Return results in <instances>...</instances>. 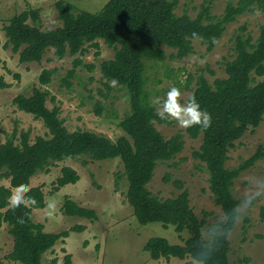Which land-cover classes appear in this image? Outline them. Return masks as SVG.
Masks as SVG:
<instances>
[{
    "label": "trees",
    "instance_id": "16d2710c",
    "mask_svg": "<svg viewBox=\"0 0 264 264\" xmlns=\"http://www.w3.org/2000/svg\"><path fill=\"white\" fill-rule=\"evenodd\" d=\"M178 4L179 0H110L99 12H76L70 2L60 0L56 6L62 25L54 29L40 27L39 9L15 14L5 25L8 37L5 46H11L22 63L42 62L51 49L60 59L68 54L76 56L73 68L64 79L68 86L83 64L77 55L85 54L89 47L98 48V40H104L115 49V55L101 63L102 73L107 79L127 87L131 101L130 113L119 122L124 134L113 140L91 130L70 131L60 117V108L48 107V89L35 87L30 95L19 94L13 99L18 109L42 119L51 136H37L31 142L30 131L23 130L19 138L14 131L0 144V183L3 179L10 181L9 186L0 184V227L8 223L14 238L13 251L8 255L10 260L42 264L44 254L60 239L68 237L71 231L85 230L84 225H76L70 230L48 232L43 223L34 221L33 210L46 206L42 186L28 189L24 194L27 202L16 211L12 196L13 188H28L33 176L40 171L49 172L56 161L88 155L94 160L121 159L129 183L127 199L140 223L172 224L179 233L189 232L184 244H172L159 236L150 238L145 249L153 259L168 261L178 257L192 258L187 264H194V260L203 264H231L229 235L235 228L240 206L233 192L235 180L264 157V147L260 146L249 159L232 168L227 166L229 151L235 142L264 119V24L255 40L243 25L234 38V57L224 60L227 76L211 83L201 74L191 96L212 117L207 129L199 125L186 129L193 139L202 136V143L193 151V156L204 163L214 201L224 215L211 241L203 234L206 218L195 213L183 181H173L182 190L175 197L159 198L148 187L158 164L173 160L183 151L185 141L182 132L166 138L155 125V122L172 124L173 120H162L151 102L146 61H165L168 54L164 46L175 49L171 57L185 58L194 52L195 39H200L207 50L212 51L227 25L238 16L256 9L264 12V0L229 2L220 16L213 15L209 0L202 4L195 17L188 10L179 15L176 12ZM88 67L94 68L93 65ZM54 73L55 69H44L39 77L41 85H49ZM192 78L189 77L188 85ZM0 85L9 84L0 81ZM51 98L55 101V97ZM102 112L103 105L98 102L96 113L101 115ZM80 178L76 169L65 166L55 190L76 183ZM165 180L169 181L170 177ZM63 212L92 220L98 218L94 209L83 207L69 197ZM259 215L264 222V205ZM0 264L5 262L0 259ZM63 264H73L72 254L66 253Z\"/></svg>",
    "mask_w": 264,
    "mask_h": 264
},
{
    "label": "rangeland",
    "instance_id": "374dc122",
    "mask_svg": "<svg viewBox=\"0 0 264 264\" xmlns=\"http://www.w3.org/2000/svg\"><path fill=\"white\" fill-rule=\"evenodd\" d=\"M60 0H0V144L4 143L14 131L18 138L21 132L30 131L33 142L37 136L50 137L49 129L42 119L18 109L13 99L19 94L30 95L35 87L50 91L47 102L49 108L58 106L60 117L70 131L91 130L104 134L113 140L124 134L119 122L131 110L130 94L125 86L113 85L101 70L105 59L113 58L115 49L104 40H98L99 47H89L85 54H79L83 64L70 79L68 86L64 79L76 56L68 54L58 58L54 49L49 50L42 62H20V56L11 46L6 47L8 37L5 25L10 18L28 9L40 10V27L54 29L62 25L56 6ZM70 2L76 12L87 10L99 12L110 0H65ZM208 0H179L176 12L182 15L185 10L195 17L202 4ZM213 15L224 13L229 2L238 0H209ZM264 24V12L256 9L238 16L227 25L221 38L212 51L200 39L193 41L194 52L185 58L171 57L175 49L164 46L168 54L165 61H146L147 89L151 102L158 112L172 87L180 90L181 101L187 104L196 88L198 77L203 74L211 83L216 78L226 77L224 60L234 57V38L243 25L257 39ZM88 65H93L89 69ZM44 69H55L49 85L42 86L39 77ZM19 75V76H18ZM192 82L188 85V79ZM51 97H55V101ZM101 102L103 112L96 113V104ZM172 119V118H171ZM172 124L155 122L158 130L170 138L182 132L185 146L173 160L160 162L148 187L159 198L175 197L181 189L173 181L181 180L190 193L191 206L200 218H206L203 227L204 237L211 241L224 219L220 206L210 190L209 174L204 163L193 156V151L202 143V136L189 137L187 128L179 126L175 119ZM19 142V140H17ZM260 146L264 147V119L254 130L251 128L237 140L229 151L227 166L232 168L254 155ZM71 166L80 174V180L55 190L62 168ZM120 158L94 160L90 156L56 161L50 171H40L31 179L28 187L42 186L46 194L45 208L33 210L34 221L43 223L45 231L61 232L76 225H84V231H71L66 238L46 252L42 264H63L66 253L72 254L73 264H187L192 258L171 257L170 260H155L145 249L152 237H164L172 244H184L189 237L187 230L179 233L175 226H165L161 222L142 224L135 215L134 208L127 199L128 180ZM170 177L166 181V177ZM0 184L9 186L3 179ZM233 192L240 201L239 216L235 228L229 235L231 264H264V222L260 219V208L264 205V157L250 168L244 170L235 180ZM26 193V192H25ZM23 193V197L24 194ZM21 195L20 189L13 188L12 202ZM69 197L79 205L94 209L98 215L95 220L69 216L63 212V205ZM25 198V197H24ZM27 202V199H24ZM208 214V215H206ZM10 226L0 227V259L5 264H21L12 261L8 255L13 251L14 238ZM194 264H203L195 261Z\"/></svg>",
    "mask_w": 264,
    "mask_h": 264
},
{
    "label": "clouds",
    "instance_id": "9594fccd",
    "mask_svg": "<svg viewBox=\"0 0 264 264\" xmlns=\"http://www.w3.org/2000/svg\"><path fill=\"white\" fill-rule=\"evenodd\" d=\"M116 83V81H112L113 85ZM181 96L182 94L178 88H170L167 92V98L163 102L162 111L158 113L160 118L162 120L175 119L182 128H190L196 125L201 126L203 129L209 128L212 123L211 114L201 108L194 96L187 104L182 103ZM27 191V187L20 189L21 195L12 202L14 211L19 210L24 203L23 193ZM32 202L35 203L34 200Z\"/></svg>",
    "mask_w": 264,
    "mask_h": 264
}]
</instances>
